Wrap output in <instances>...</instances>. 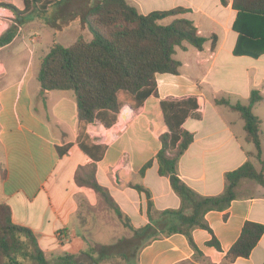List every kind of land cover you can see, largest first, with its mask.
I'll return each instance as SVG.
<instances>
[{
	"label": "crops",
	"instance_id": "0c3cea01",
	"mask_svg": "<svg viewBox=\"0 0 264 264\" xmlns=\"http://www.w3.org/2000/svg\"><path fill=\"white\" fill-rule=\"evenodd\" d=\"M0 1L13 4L11 0ZM127 1L144 15L181 7L184 13L168 17L163 23L175 18L188 19L197 33L207 39L201 51L186 42L184 49L175 48L173 57L181 63L179 74L156 75L158 97H148L136 110L122 108L110 128L98 122L86 127L85 133L95 144L106 146L102 159L96 162L97 182L108 190L130 225L140 228L149 222L146 197L133 186L139 185L150 193L156 211L177 209L180 205L168 179L158 174L154 160L160 149L159 136L167 131L160 100L198 97L201 118H189L182 124L183 129L193 134V140L177 168L180 179L196 193L201 196L222 193L225 173L247 160L260 169L259 162L247 156L254 152V147L244 141L243 120L226 107L215 105L214 99L245 104L250 92L258 90L263 100L256 106L263 103L264 53L257 58L234 55L238 32L233 29L237 11L232 8V0H226V5L220 0ZM22 8L23 0L18 9ZM12 19V12L0 7V35L10 27L7 22L12 24ZM241 26L244 27L243 21ZM25 27L15 31L0 53L20 39L26 46L31 43L33 56L40 49V63L51 44L42 47L40 36ZM69 27L86 30L79 20H72L61 31ZM212 37H215L213 48ZM0 68V202L9 206L13 223L32 230L47 257L61 253L78 255L91 244L77 226L81 202L93 207L98 196L74 182L77 167L91 162L76 142L74 94L51 90L40 95L38 70L35 72L30 61L18 77H11L1 61ZM67 144L71 145L67 153L59 157L56 148ZM261 159H264L262 142ZM150 160L151 166L140 175V169ZM239 192L240 197L227 210L205 215L221 251L206 245L211 234L195 229L192 238L200 256L196 257L182 234H172L143 247L137 264H222L224 254L237 240L246 221L264 225V188L243 182ZM130 236L129 229L121 224L112 243ZM232 264H264V233L247 258H238Z\"/></svg>",
	"mask_w": 264,
	"mask_h": 264
},
{
	"label": "trees",
	"instance_id": "16d2710c",
	"mask_svg": "<svg viewBox=\"0 0 264 264\" xmlns=\"http://www.w3.org/2000/svg\"><path fill=\"white\" fill-rule=\"evenodd\" d=\"M220 2L227 4L226 0ZM0 7L10 10L14 20V25L0 35V48L12 40L17 26L25 25L31 16L38 17L50 9L53 17L48 24L56 31L63 30L72 20H79L90 33L89 40L77 38L67 47L58 43L51 45L39 63L40 95L51 90L73 92L78 121L76 142L91 160L77 167L74 182L78 187L91 189L131 232L130 237L99 245L95 256L82 251L78 255L61 253L47 258L32 230L13 223L9 206L0 202V264H137L138 253L143 247L172 234H182L197 257L201 253L192 238L195 229L211 234L206 245L221 251L205 220L206 213L227 210L231 202L240 197L239 187L243 182H253L264 188L261 120L253 113V108L263 100L258 90L250 92L245 104L238 101L232 104L226 98L214 99L215 105L226 107L243 120L244 141L254 147V152L247 156L255 158L260 165L257 170L247 160L225 173L224 189L216 196L199 195L177 172L179 159L193 140V134L183 129L182 124L189 118H201L198 97L160 100L167 131L159 136L160 149L154 160L158 174L168 179L180 205L177 209L156 211L150 193L139 185L133 186L146 197L149 222L140 228L130 225L108 190L97 182L96 162L102 159L106 146L95 144L85 133L86 127L95 122L110 128L122 108L128 106L136 110L148 97H158L156 75L179 74L181 63L173 57L176 47L184 49L186 42L196 50L203 49L207 39L197 33L190 20L175 18L168 24L163 23L168 17L184 13L185 9L177 7L144 15L127 0H23L22 9L0 1ZM232 8L237 11L233 29L238 32L234 55L257 58L264 53V0H232ZM214 43L215 37H212V48ZM70 146L57 147L58 156H64ZM152 162L145 163L139 174L142 175ZM263 233L264 225L246 221L239 237L224 254L222 264L247 258Z\"/></svg>",
	"mask_w": 264,
	"mask_h": 264
},
{
	"label": "rangeland",
	"instance_id": "374dc122",
	"mask_svg": "<svg viewBox=\"0 0 264 264\" xmlns=\"http://www.w3.org/2000/svg\"><path fill=\"white\" fill-rule=\"evenodd\" d=\"M11 2H13L18 8H21V0H11ZM52 17L53 10L50 9L47 13L38 17L31 16L28 19V23L25 24L26 31L40 36L42 47L49 46L50 44L52 45L54 42L67 47L77 38H82L84 40H89L91 38L87 29L85 31H78L75 27H69L63 32L56 31L48 24ZM13 21L14 20L12 19V22ZM7 23L10 27L14 25V22L12 24L9 22ZM27 44L28 45L26 46L24 42L19 39L5 51L0 53V61L2 62L5 71L8 72L11 77H18L22 68L29 61L33 63L35 72L38 70V57L42 55L41 51L38 49L33 56V51L31 52V49L34 50V47L29 42H27ZM262 92L264 93V90ZM253 113L258 116L262 122L260 126V138L264 155V102L253 108ZM80 209L77 226L80 229L79 231L83 232L85 237L89 239V243H91H88L90 248L87 247L85 250L92 256H95V251L98 247L96 243L106 245L112 244L115 237L118 236L121 224L113 212L110 211L99 198H97V202L93 207H89L86 201H82Z\"/></svg>",
	"mask_w": 264,
	"mask_h": 264
},
{
	"label": "water",
	"instance_id": "95a60500",
	"mask_svg": "<svg viewBox=\"0 0 264 264\" xmlns=\"http://www.w3.org/2000/svg\"><path fill=\"white\" fill-rule=\"evenodd\" d=\"M129 110H131L129 107H127Z\"/></svg>",
	"mask_w": 264,
	"mask_h": 264
},
{
	"label": "built area",
	"instance_id": "2783aa9c",
	"mask_svg": "<svg viewBox=\"0 0 264 264\" xmlns=\"http://www.w3.org/2000/svg\"><path fill=\"white\" fill-rule=\"evenodd\" d=\"M19 28V26L17 27V29Z\"/></svg>",
	"mask_w": 264,
	"mask_h": 264
}]
</instances>
